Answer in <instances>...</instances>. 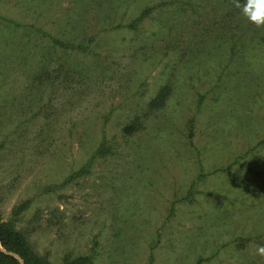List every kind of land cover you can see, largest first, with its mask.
<instances>
[{"label": "rangeland", "instance_id": "374dc122", "mask_svg": "<svg viewBox=\"0 0 264 264\" xmlns=\"http://www.w3.org/2000/svg\"><path fill=\"white\" fill-rule=\"evenodd\" d=\"M0 18L18 25L0 22V215L24 207L38 255L264 264V27L232 0H0Z\"/></svg>", "mask_w": 264, "mask_h": 264}, {"label": "trees", "instance_id": "16d2710c", "mask_svg": "<svg viewBox=\"0 0 264 264\" xmlns=\"http://www.w3.org/2000/svg\"><path fill=\"white\" fill-rule=\"evenodd\" d=\"M34 1H37V0H30V3ZM122 1L124 3L135 4L137 0H132V1L122 0ZM154 8L155 7H147L146 9H143L141 15L136 17L131 23L127 25H122V23L119 20V22H117L116 24V27L118 28L123 27V28H126L127 30H130L132 33H136L139 28V25L144 20L150 17L151 13L154 11ZM126 15H127L126 12H124L123 15L121 14V16L123 17H125ZM103 20H109V17H103ZM3 21L7 26H9V27H6L8 30L17 29L18 27V25L13 21L5 19V18L3 19L0 18V22H3ZM19 27H23V26L19 25ZM27 28L29 31L24 32L26 34L29 33V35H31V31H35L34 29H32V27H27ZM51 40H52V44H51L52 46L50 47L51 49L55 50V47H57V49L62 48L64 50L70 48L69 45L63 44V42L60 40H56L54 38H51ZM224 42H228V45L231 47V49L234 50V49L239 48V44H241L243 41H241V43L240 41H236L233 39L229 41V38L225 37ZM244 47H246V45H241L240 49ZM80 48L83 50L82 52L87 51L89 53L90 51L88 47H82V46H77L72 49L79 50ZM164 96H166V93ZM164 96L162 100L165 98ZM160 98H161V95L157 97V102H160ZM100 148L101 147H98L96 149L98 150L96 153L97 155H100L99 153ZM86 167L87 166L85 165L82 171H84ZM23 210H24V207L15 208L13 210L12 217L9 218L8 220H3L0 215V264H20L19 261L13 256H11L10 254L17 256L22 261V264H51L46 258L38 255L35 252L31 243L29 242L27 238L26 233H24L18 228L17 226L19 222L18 219L20 215L22 214ZM87 263H88L87 258L78 257L73 260H68L67 258H65L62 264H87Z\"/></svg>", "mask_w": 264, "mask_h": 264}, {"label": "clouds", "instance_id": "9594fccd", "mask_svg": "<svg viewBox=\"0 0 264 264\" xmlns=\"http://www.w3.org/2000/svg\"><path fill=\"white\" fill-rule=\"evenodd\" d=\"M232 4L250 23L264 27V0H232ZM257 255L264 257V246L257 248Z\"/></svg>", "mask_w": 264, "mask_h": 264}, {"label": "water", "instance_id": "95a60500", "mask_svg": "<svg viewBox=\"0 0 264 264\" xmlns=\"http://www.w3.org/2000/svg\"><path fill=\"white\" fill-rule=\"evenodd\" d=\"M10 255L13 256L14 258H16L19 261V263L22 264V261L17 256H15L13 254H10Z\"/></svg>", "mask_w": 264, "mask_h": 264}]
</instances>
